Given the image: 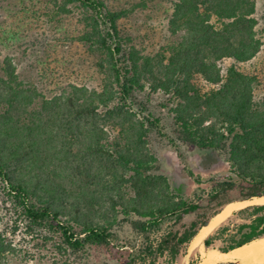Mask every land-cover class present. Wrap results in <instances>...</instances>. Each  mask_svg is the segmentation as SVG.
<instances>
[{"label":"trees","instance_id":"16d2710c","mask_svg":"<svg viewBox=\"0 0 264 264\" xmlns=\"http://www.w3.org/2000/svg\"><path fill=\"white\" fill-rule=\"evenodd\" d=\"M59 1V11L73 5L83 13L79 39L96 51L103 77L95 87L41 96L31 108L38 94L18 80L11 56L3 57L0 264L23 256L21 239L45 242L49 233L60 238V264L90 247L117 252L114 264H155L164 253L172 264L223 205L264 195V69L245 67L264 48V7L257 0H171L167 27L176 38L150 57L126 42L117 26L122 12L104 0ZM156 139L176 151L180 144L218 151L228 169L209 177L207 192L187 197L161 171ZM232 213L248 217L221 251L264 236V203ZM187 215L194 218L183 230L162 231L166 220ZM123 222L131 235L121 240ZM228 229L218 227L204 246Z\"/></svg>","mask_w":264,"mask_h":264},{"label":"rangeland","instance_id":"374dc122","mask_svg":"<svg viewBox=\"0 0 264 264\" xmlns=\"http://www.w3.org/2000/svg\"><path fill=\"white\" fill-rule=\"evenodd\" d=\"M104 1L111 10L122 12V16L117 20L119 32L141 55L155 57L162 48L175 40L176 36H172L167 27L171 0ZM257 1L260 10L261 6L264 7V0ZM59 2L0 0V75L3 74V57L11 56L17 68L18 80L22 82L23 87L31 89L35 96H39L31 108L38 106L41 96L70 90L72 85L95 87L103 77L96 73V51L79 39L86 27L82 19L83 13L73 5L67 6L69 13L61 12L58 8ZM7 32L11 36L8 40L4 37ZM245 67L249 70L264 69V48ZM118 135L119 129L116 127L110 133L109 141H113ZM153 148L159 157L161 171L187 197H193L195 192H207L210 189L209 177L224 174L228 169L225 157L218 151H205L182 144L176 151L165 139L153 140ZM189 170L198 176L200 181L197 182ZM248 200L251 198L237 201ZM249 204L256 203L249 202L244 206ZM232 212L214 230L222 225H227L229 229L214 239L211 246L204 248L220 250L238 236L239 233L234 237L231 234L235 232L236 224L246 221L248 215H233ZM193 218V215H187L177 222L173 218L168 219L163 223L162 231L165 232L169 228L181 231ZM116 232L121 240L131 235L129 225L124 222L116 227ZM49 236L45 242L42 237L38 240L21 239L19 247L23 250V256L13 264H60L64 258L56 248L60 238L52 233H49ZM189 245L190 242L183 246L172 264H200L201 250L192 249ZM115 258H118L117 252L110 253L101 247L87 248L77 257L69 256L72 264H114ZM167 259L166 253L158 255L155 264H168ZM263 262L264 260L250 264ZM220 263L223 262L216 264Z\"/></svg>","mask_w":264,"mask_h":264},{"label":"bare ground","instance_id":"6f19581e","mask_svg":"<svg viewBox=\"0 0 264 264\" xmlns=\"http://www.w3.org/2000/svg\"><path fill=\"white\" fill-rule=\"evenodd\" d=\"M249 202L263 204L264 195L252 197L251 200L248 201H234L226 204L221 211L210 218L207 225L198 229L196 235L190 241L189 247L201 250L202 259L200 264H216L217 262L228 261L237 262L239 264H250L264 260V236L254 238L228 251H221L215 248H204L202 242L207 235L231 214L232 211L239 209Z\"/></svg>","mask_w":264,"mask_h":264},{"label":"water","instance_id":"95a60500","mask_svg":"<svg viewBox=\"0 0 264 264\" xmlns=\"http://www.w3.org/2000/svg\"><path fill=\"white\" fill-rule=\"evenodd\" d=\"M260 196H263V195H259L257 197H260ZM250 205V204H249ZM241 246V245H240ZM220 264H237L236 262H232V261H228V262H223V263H220ZM263 264V263H262Z\"/></svg>","mask_w":264,"mask_h":264}]
</instances>
